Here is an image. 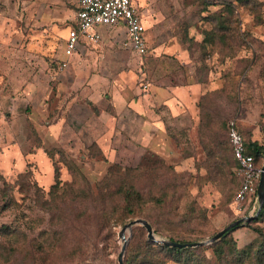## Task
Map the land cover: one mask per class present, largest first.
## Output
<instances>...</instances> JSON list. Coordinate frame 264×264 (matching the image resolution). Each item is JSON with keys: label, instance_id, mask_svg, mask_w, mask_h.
Segmentation results:
<instances>
[{"label": "rangeland", "instance_id": "rangeland-1", "mask_svg": "<svg viewBox=\"0 0 264 264\" xmlns=\"http://www.w3.org/2000/svg\"><path fill=\"white\" fill-rule=\"evenodd\" d=\"M136 1L146 54L126 44L123 27L102 25V38L62 66L76 1L0 0V227L27 232L26 244L60 237L38 264H119V232L136 217L152 220L164 237L205 240L244 216L233 202L239 167L217 162L216 151L219 140L229 141L231 119L244 137L264 143V0ZM221 11L227 28L216 18ZM194 82L200 95L190 88L184 99L195 102L182 100V119L181 85ZM56 166L73 220L38 199L50 197ZM106 176L114 181L101 183ZM122 176L147 201L122 214L118 196L108 193L111 216L102 226L95 210ZM135 227L125 260L151 264L141 254L146 229ZM263 237L264 220H252L227 238L242 248ZM204 247L188 264H220L214 248ZM24 256L0 253V264H25Z\"/></svg>", "mask_w": 264, "mask_h": 264}, {"label": "trees", "instance_id": "trees-1", "mask_svg": "<svg viewBox=\"0 0 264 264\" xmlns=\"http://www.w3.org/2000/svg\"><path fill=\"white\" fill-rule=\"evenodd\" d=\"M231 10H233V8H231ZM224 12L225 11H221L220 13H218V15H216V18L219 16L218 19L219 26H225V28H227L226 26H228L227 24L228 18L225 19L226 15ZM209 35L214 36V33L212 34L209 32ZM220 37L221 39H223L224 35L220 33ZM206 40H208V38ZM228 127L230 130L229 123H228ZM244 141L247 152H253L256 156V161L259 163L260 159L264 158V143H260L256 139L246 138V137H244ZM217 146L218 149L216 152L219 155L216 157L217 162H218L217 158L221 157V158H225L228 162H230V164L239 167V161L236 159L235 154L233 152L234 151L233 145L230 141V138L229 141L224 140L221 142L219 140L217 142ZM70 167L71 169L75 168L81 172V169L76 164H72L70 165ZM30 172H31L30 170H26L25 172H21L20 176L29 175ZM55 177H56V182L52 185L49 191L50 197L49 198L40 197L38 199L39 201L41 200L43 207L48 208V210H51L52 207L60 209L61 212L55 213L60 219L69 218L73 220L71 213L68 212L70 211L69 210L70 207L68 206L69 208H67V211L65 210V206L68 205L70 201L69 199L70 197H67V195L62 194V192L58 190V187L60 186V179H59V168L57 166L55 168ZM241 180H242V175L240 174V183L238 185L237 190L241 185ZM113 181H114V176L113 177L106 176L104 178V181H101V183L111 184ZM258 184H259V180H257L256 182L257 188H258ZM1 190L4 193L8 192L7 189L2 188ZM237 190L234 192V197ZM108 193H110L111 195H115L116 197L118 196V201L116 204H118V206L121 208V209L118 208V210H120L122 214L124 212H128L131 214L138 213L137 209L144 208L142 206L147 201L145 198L146 193H143L141 187L137 184V182L135 180H123V176H122L115 190L102 193L103 194L102 200L101 202H99L100 207L96 208L95 210L96 211L95 214L97 217H99L102 226L106 224L107 219L111 216V210L109 209L111 207L108 202L110 194ZM77 198L78 197L71 198L72 201L70 203H74V201H77L78 200ZM153 198L155 201H158L160 203L162 201V197L160 195L153 196ZM256 199H257V189L253 193V199L247 203V207L245 208V210L238 211L237 209V211L243 215L250 214L251 209L256 204ZM233 202L235 203V198H233ZM146 219H148L151 222L152 226L154 227L152 220H150L149 218ZM252 220H256V221L264 220V206L259 212V214L253 219L249 220V222H251ZM241 224L243 223L242 222L238 223L229 230H226V232L223 235L221 234V236L217 240H215L212 243H209L208 245L214 248L220 260V264H251V263L264 264V237L259 238L258 243L254 244L253 242V244L250 243L242 248L238 247L236 244L231 243L233 239L227 238L229 234L232 232V230H234ZM135 226L133 227V230L136 228ZM138 226L143 227V225L141 224H138ZM255 228L260 233L263 232V230H261L260 227H255ZM154 229L155 232L158 231L156 227H154ZM146 233H147V229H146ZM21 236H23L22 241L18 244ZM27 238H28L27 232L21 231L16 226H12L10 224L4 223L0 227V250L2 251L0 253H5V255L10 256L13 255L17 250L19 251L23 250L25 253L24 259H26L25 264H38L37 257H39L42 254V251L46 249V246L54 245L55 242L60 237L57 238V236H55L54 238H51V241L49 239V242L47 241L39 242V239L35 238L36 239L35 243H31L32 241L31 242L27 241L26 244ZM170 238L177 240L172 236H170ZM83 239H85V237H80V240ZM179 241H200V240H179ZM144 244H145L144 248L141 249L142 251L141 254L143 255L142 258H145V260H149L151 264H166L170 259H176L178 261H182L183 264H188L192 259L194 260L198 256L197 250H201L205 248L204 247L205 244L195 245V246H181V247L166 245L151 239L148 236V233ZM95 245L98 246L97 244ZM136 260H138V258ZM133 261H134L133 257L130 255L127 256L126 260L124 257V264H134Z\"/></svg>", "mask_w": 264, "mask_h": 264}, {"label": "built area", "instance_id": "built-area-1", "mask_svg": "<svg viewBox=\"0 0 264 264\" xmlns=\"http://www.w3.org/2000/svg\"><path fill=\"white\" fill-rule=\"evenodd\" d=\"M122 26L126 31V44L137 53L144 55L149 51V40L146 35L147 25L136 0H79L76 10L75 25L68 30L62 66L68 64V57L80 46L96 42L102 38L101 26ZM229 138L233 152L239 161V172L242 175L241 185L235 194L239 211L245 210L247 203L253 199L256 182L260 181L262 165L256 161L253 152H247L243 134L239 131L236 120L231 119ZM258 196L256 199V204ZM251 209V214L256 209ZM258 208V207H257ZM257 211V210H256Z\"/></svg>", "mask_w": 264, "mask_h": 264}, {"label": "water", "instance_id": "water-1", "mask_svg": "<svg viewBox=\"0 0 264 264\" xmlns=\"http://www.w3.org/2000/svg\"><path fill=\"white\" fill-rule=\"evenodd\" d=\"M262 168H263V170H262V173L260 176V181H259L258 188H257V196H258L259 205H258L257 211L254 214L244 215L240 218H237L234 221L230 222L228 225H226L224 228L220 229L219 231H216V233L214 235H212L210 238H207L205 240H200V241H179V240L171 239L170 237H164V236L160 235L159 233L155 232V229L152 226L151 222L148 219H146L145 217L133 218V219L129 220L128 222H126L123 225L121 231L119 232L121 234V236L123 237V245H122L121 252L119 255V264H124V255H125V252L127 249V244L129 242L130 237L133 234L132 233L133 227L137 224H141L147 229L148 236L151 239H153L157 242L166 244V245L180 246L181 247V246H195V245L212 243L215 240H217L221 236V234L223 235L226 232V230H229L230 228L237 225L238 223H241V222L246 223L247 221L256 217L264 206V160H263ZM126 230H129L128 236L126 235V233H124V232H126Z\"/></svg>", "mask_w": 264, "mask_h": 264}, {"label": "crops", "instance_id": "crops-1", "mask_svg": "<svg viewBox=\"0 0 264 264\" xmlns=\"http://www.w3.org/2000/svg\"><path fill=\"white\" fill-rule=\"evenodd\" d=\"M72 1H76V5L77 6H79V0H72ZM107 26H105V28H106ZM111 27V26H110ZM121 28H122V26H120ZM127 35V34H126ZM133 50V49H132ZM134 51V50H133ZM201 86V83H199V82H194L193 84H189L188 86H186V85H181V105H183V107L181 106V112H180V114H181V118L182 119H184L183 118V115H182V113L183 112H185V107H184V102L182 101V100H184V101H189V102H195V98L193 99V101H191V99L190 100H188V99H184L185 98V96H186V98H189V97H191L190 96V94H189V96L187 95V93L189 92V90H190V88H192V89H194L192 92L194 93V94H199L200 95V90H199V88H201L200 87ZM197 91V92H196ZM190 93V92H189ZM186 118V117H185ZM182 121V120H181ZM184 121V120H183Z\"/></svg>", "mask_w": 264, "mask_h": 264}]
</instances>
